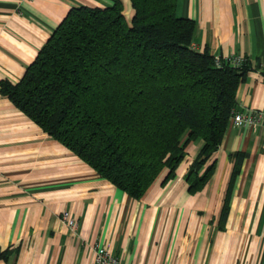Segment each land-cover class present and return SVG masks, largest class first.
Instances as JSON below:
<instances>
[{"label": "crops", "instance_id": "1", "mask_svg": "<svg viewBox=\"0 0 264 264\" xmlns=\"http://www.w3.org/2000/svg\"><path fill=\"white\" fill-rule=\"evenodd\" d=\"M193 22L191 48L245 59L236 109L264 111V0H174ZM125 19L127 0H120ZM111 0H0V81L16 83L52 30L73 7ZM200 142L184 147L172 180L160 176L129 199L42 133L0 95V264H94L106 247L120 264H264V128L228 124L202 190L183 177ZM234 153L242 155L223 230L215 227ZM76 222L69 231L59 219Z\"/></svg>", "mask_w": 264, "mask_h": 264}, {"label": "trees", "instance_id": "2", "mask_svg": "<svg viewBox=\"0 0 264 264\" xmlns=\"http://www.w3.org/2000/svg\"><path fill=\"white\" fill-rule=\"evenodd\" d=\"M120 0L70 8L20 79L0 81V95L100 179L139 200L160 177L172 180L189 142H200L183 177L200 192L236 108L250 67L191 48L194 24L174 14V0ZM234 167L215 221L223 230ZM7 252L0 254L5 258Z\"/></svg>", "mask_w": 264, "mask_h": 264}, {"label": "built area", "instance_id": "3", "mask_svg": "<svg viewBox=\"0 0 264 264\" xmlns=\"http://www.w3.org/2000/svg\"><path fill=\"white\" fill-rule=\"evenodd\" d=\"M223 61L237 66L243 62V59L239 57H227ZM214 63L219 64L218 59L214 58ZM264 80V75L262 76ZM229 125L233 127H261L264 128V111L245 110L239 111L236 108L232 110L229 118ZM60 221L69 230L74 231L76 229V222L67 212H61L59 215ZM94 264H120L118 258L113 256L106 247H98L93 251Z\"/></svg>", "mask_w": 264, "mask_h": 264}]
</instances>
